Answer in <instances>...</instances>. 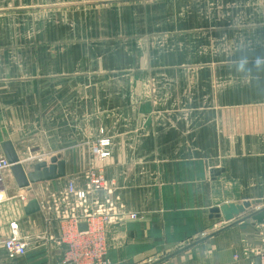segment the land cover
<instances>
[{
	"label": "crops",
	"instance_id": "obj_1",
	"mask_svg": "<svg viewBox=\"0 0 264 264\" xmlns=\"http://www.w3.org/2000/svg\"><path fill=\"white\" fill-rule=\"evenodd\" d=\"M257 56L264 0H0V156L11 141L23 165L66 164L64 178L24 190L5 174L0 264H73L44 208L82 190L93 164L128 213L109 227L101 264H256L264 210L244 196L240 147L264 133L241 114L264 112V71L239 63ZM30 200L40 212L25 213ZM243 202L255 206L210 219ZM13 232L24 256L4 248Z\"/></svg>",
	"mask_w": 264,
	"mask_h": 264
},
{
	"label": "built area",
	"instance_id": "obj_2",
	"mask_svg": "<svg viewBox=\"0 0 264 264\" xmlns=\"http://www.w3.org/2000/svg\"><path fill=\"white\" fill-rule=\"evenodd\" d=\"M100 143L101 148L110 146L109 140ZM99 154L101 158L109 155L102 150ZM10 169L11 165L6 158L0 156V191L4 186L5 174ZM87 180L82 190L70 185L64 193L51 196L44 208L50 217L61 223L60 243L67 246L64 263L101 264L108 247L109 227L118 224L128 215L126 209L113 197L112 190L108 189V184L102 177L89 175ZM102 191L106 192L107 197L100 201L96 196ZM21 199L28 201L26 197ZM91 211L94 213L91 214ZM129 217L135 219L136 215ZM258 237L261 247L255 254L261 264H264V222L258 228ZM3 245L10 258L24 256L27 252V244L14 232Z\"/></svg>",
	"mask_w": 264,
	"mask_h": 264
},
{
	"label": "water",
	"instance_id": "obj_3",
	"mask_svg": "<svg viewBox=\"0 0 264 264\" xmlns=\"http://www.w3.org/2000/svg\"><path fill=\"white\" fill-rule=\"evenodd\" d=\"M1 150L3 156L11 165L10 172L19 189H30L31 186L57 181L66 176V164L60 156L52 157L49 162L43 161L33 164L28 171L23 162H21L11 141L3 142ZM253 206L255 205L251 202L225 204L219 208L211 209L210 219H223L225 222H231L244 215ZM40 210L41 208L37 200H30L25 207L27 215L36 214ZM256 264H261L259 258H257Z\"/></svg>",
	"mask_w": 264,
	"mask_h": 264
},
{
	"label": "rangeland",
	"instance_id": "obj_4",
	"mask_svg": "<svg viewBox=\"0 0 264 264\" xmlns=\"http://www.w3.org/2000/svg\"><path fill=\"white\" fill-rule=\"evenodd\" d=\"M263 89H264V82H262ZM262 104H264V97L262 98ZM233 115V114H231ZM246 119V126L250 128L252 131L256 132H263L264 133V112H256L254 109L247 110L244 113L241 114ZM241 152L245 154V161H243V172H244V180H242V184H244L246 191L244 192L245 198L249 197H256L260 199L261 201L256 205V207L253 209L254 212H258L259 210H264V144L261 146L247 144V146H241ZM231 149L233 151H236L235 146H231ZM93 152H95V149H93ZM100 156V154H99ZM93 163V162H92ZM219 164L221 163H229V167H236L237 162L231 161V162H217ZM25 167L27 169L30 168V163L26 162ZM89 172V175H93L94 177H102L108 184V189L112 190L113 197L118 201L120 205L123 206V204L120 202L119 196H117L113 189L111 188V183L108 182L104 175L98 172V168L94 167ZM253 174L255 176L253 177ZM260 174V177H258ZM88 175V176H89ZM87 176V177H88ZM233 181V180H231ZM88 180L86 179V183ZM237 182V180H235ZM238 183V182H237ZM228 185H226V188ZM250 188L258 190V192H253L249 190ZM260 189V190H259ZM106 193V192H105ZM107 195V194H106ZM107 197V196H106ZM124 207V206H123ZM125 208V207H124ZM94 211H91V214H93ZM264 221L258 222L254 224L253 230L255 237H258V228ZM224 226V225H223ZM259 239V237H258ZM250 252H255L250 251Z\"/></svg>",
	"mask_w": 264,
	"mask_h": 264
},
{
	"label": "clouds",
	"instance_id": "obj_5",
	"mask_svg": "<svg viewBox=\"0 0 264 264\" xmlns=\"http://www.w3.org/2000/svg\"><path fill=\"white\" fill-rule=\"evenodd\" d=\"M246 64L248 65L247 71L249 73H252L253 71L256 72L264 71V57L257 56L251 61H249L247 58L243 59L239 63V70L244 71Z\"/></svg>",
	"mask_w": 264,
	"mask_h": 264
}]
</instances>
